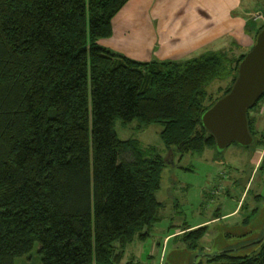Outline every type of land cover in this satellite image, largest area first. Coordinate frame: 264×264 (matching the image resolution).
<instances>
[{
    "label": "trees",
    "instance_id": "obj_1",
    "mask_svg": "<svg viewBox=\"0 0 264 264\" xmlns=\"http://www.w3.org/2000/svg\"><path fill=\"white\" fill-rule=\"evenodd\" d=\"M129 1L0 0V264L37 243L42 264H134L125 248L160 218L166 157L120 139L119 119L162 124L174 158L221 154L201 122L219 99L206 104V87L229 78L227 94L247 53L140 61L102 45ZM263 236L220 264H264Z\"/></svg>",
    "mask_w": 264,
    "mask_h": 264
},
{
    "label": "rangeland",
    "instance_id": "obj_2",
    "mask_svg": "<svg viewBox=\"0 0 264 264\" xmlns=\"http://www.w3.org/2000/svg\"><path fill=\"white\" fill-rule=\"evenodd\" d=\"M261 1V8L253 13H248L247 20L249 22L250 28L253 29L254 35L251 40L250 47L243 46L247 43L246 39H234L232 36L223 37V48L222 52H225L229 59H233L235 62L242 57L243 54L248 53L257 38L258 31L264 26V0ZM139 5V0H132L126 5L130 9ZM144 0L136 8V12L145 13L148 8L142 5ZM131 4V5H130ZM130 5V6H129ZM150 14L153 13L155 18L152 19L153 24H156V12L153 7L150 9ZM152 11V12H151ZM169 17H171L169 15ZM227 30V29H226ZM223 28V33L226 32ZM145 36V34H144ZM146 37V36H145ZM111 39L104 41L105 45L111 46ZM138 43V41H135ZM127 47V44H126ZM137 47V46H136ZM206 50L199 51L195 54V57H199L206 52L214 51L216 48L207 47ZM140 54L144 56L143 50ZM135 52V51H133ZM126 53V52H124ZM137 55L133 56L138 58L139 52H135ZM127 54V53H126ZM181 61V60H176ZM232 79H216L211 82L207 87L208 96L206 98V104L213 103L218 98L224 96L226 91L229 89ZM250 116L254 120V135L256 140H260L257 145H252L251 147H243L237 143L231 144L227 147L221 154L216 153L213 150H207L203 155L189 154L183 159L174 158L168 152L165 144L161 138V132L163 130V125L160 123H154L149 126H141L139 120H135L132 123L124 124L120 119L115 123V130L118 137L122 140H134L139 144V147L145 151V153L153 154L154 150L160 152L166 157V167L163 173V186L162 190L158 194V199L163 206L167 205L163 212H171L172 214H177L176 210L173 208V203H180L182 207H177V209L183 210L188 213L187 202L195 203L196 195L195 193H190L185 189L186 183L191 186H195V190L208 191L205 193L202 200L204 205L201 210L206 214H211L214 206L217 203V197L219 198L223 190V200L234 199L235 197L240 200V218L244 219L245 222L240 226H226L223 223V243L228 245L223 246V250L214 251V249L206 248L204 244V238L206 235L213 233V230L208 228L204 233L203 237L200 239H194L191 237L187 238L188 231L184 234L185 237L194 242V248L190 251L186 248H182L177 243L175 248H172L165 256L166 259L161 261L162 264H182L180 262L186 261L185 264H220L226 263L227 259L230 258L227 255L231 253L235 255H249L253 256L257 253L261 244L258 246L253 245L258 242L264 235V144L261 140H264V98L259 102V104L251 109ZM152 151V152H150ZM126 158L130 161L133 160V153L126 152ZM149 157V155H148ZM208 166L209 169H204ZM184 168L190 169L184 170ZM223 176V178H222ZM220 181L223 183L219 186ZM177 182L178 185L173 186L172 183ZM161 189V188H160ZM159 189V190H160ZM177 205V204H176ZM163 208V207H162ZM218 208V207H217ZM162 210V209H161ZM160 210V212H161ZM219 213V211L217 212ZM218 225H216L215 230H221V223L219 219ZM230 222V221H229ZM182 221H179L181 224ZM241 235V236H240ZM208 237V236H207ZM244 238V240H243ZM216 239V237H212ZM238 240H242L239 241ZM237 243V244H236ZM153 245V239L147 240L146 243H134L135 253L129 249V245L126 247V252L124 253L123 263L134 261V264H161L159 259V254L153 261L147 260V254L150 253ZM213 246V245H212ZM139 247H141L139 249ZM205 251L203 252L202 249ZM219 248V247H218ZM238 248L240 250H238ZM40 244L37 243L32 250V252L26 256L16 259L15 264H42L41 254L39 253ZM230 252V253H227ZM190 254H193L192 256ZM188 259H187V257ZM183 257H186L185 259ZM218 262V263H216Z\"/></svg>",
    "mask_w": 264,
    "mask_h": 264
},
{
    "label": "crops",
    "instance_id": "obj_3",
    "mask_svg": "<svg viewBox=\"0 0 264 264\" xmlns=\"http://www.w3.org/2000/svg\"><path fill=\"white\" fill-rule=\"evenodd\" d=\"M142 1L139 0V5ZM260 4L261 1L259 0H144L142 5L148 8L145 13L136 12V8L139 6L137 3L133 7L130 4V9L125 10V6L113 20L114 34L108 38L111 39V46L104 43L108 39L101 40L100 43L131 58L136 56L135 52L138 51L140 56L136 57V60L140 61L192 59L195 58L197 52L213 46L216 49L209 52H221L223 37L228 36H232L236 40L244 38L247 43H244L243 46L250 47L254 32L250 28L247 14L260 10L262 6ZM153 7L156 15H158L153 20L156 21V24H153L152 19L155 17L149 11ZM223 28L227 29L224 33ZM140 48L143 50L144 56L140 54L142 52ZM165 167L162 171L161 189L157 192V198L162 190ZM204 169H209V167ZM184 170L189 171L185 168ZM191 172H195V170ZM222 183L220 181L219 186ZM172 185L176 186L178 183L174 182ZM184 187L196 195L195 203H192V199L191 202H187L188 213L177 209L176 206L182 207L180 203H173L172 205V210L174 208L177 214L163 212L167 205L163 206L160 218L152 227L150 235L143 240L136 238L133 243L129 244V249L134 254H139L135 253L134 243H146L151 238L153 245L146 258L149 261H153L158 254L160 262L165 260L169 250L175 248L177 243L180 247L190 251L196 245L194 242H190L184 234L204 226L207 227V230L209 227L211 230L214 229L213 233L207 234L204 238V244H208L205 245L206 248L212 247L210 249L215 248L214 251H221L223 246L228 245L223 243L225 241L223 239V223L229 227H241L244 224L245 218L241 219L239 214L241 203L238 198L223 200L222 190L219 194L220 197H217V203L212 213L206 214L201 210L204 205L202 198L205 193H209L213 188L208 191L195 190V186L188 183ZM217 219L221 223L220 231L215 230L216 225H218V221L215 222ZM180 220L182 221L181 224H179ZM243 226L245 227V225ZM212 237H216V239L214 240ZM239 241L242 240H238L237 243ZM204 250L202 249L203 252H205ZM180 263L185 264L186 261Z\"/></svg>",
    "mask_w": 264,
    "mask_h": 264
},
{
    "label": "water",
    "instance_id": "obj_4",
    "mask_svg": "<svg viewBox=\"0 0 264 264\" xmlns=\"http://www.w3.org/2000/svg\"><path fill=\"white\" fill-rule=\"evenodd\" d=\"M263 95L264 28L258 33L252 49L240 62L231 90L201 117L203 127L215 138L219 153L233 143L243 147L254 145L255 137L250 131L248 112Z\"/></svg>",
    "mask_w": 264,
    "mask_h": 264
}]
</instances>
